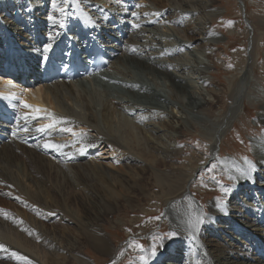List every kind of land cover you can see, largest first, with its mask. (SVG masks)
I'll return each instance as SVG.
<instances>
[{"label":"bare ground","instance_id":"bare-ground-1","mask_svg":"<svg viewBox=\"0 0 264 264\" xmlns=\"http://www.w3.org/2000/svg\"><path fill=\"white\" fill-rule=\"evenodd\" d=\"M218 13L212 0H0V56L33 74L11 80L15 71L0 68V132L9 138L0 137V179L33 211L0 206V264H95L83 252L90 246L114 261L105 215L123 208L147 216L155 202L163 210L157 221L177 234L131 264H264V158L253 160L263 174L253 173L256 185L238 180L239 193L215 196L205 209L192 189L198 163L188 170L176 162L187 126L210 136L211 152L219 153L246 101L262 110L256 122L264 125V100L252 82L262 69L252 58L253 39L226 91L208 79L212 46L225 37L211 28ZM161 34L171 41H158ZM81 36L103 51L108 69L129 77L44 82L37 71L46 56L68 51L63 40ZM87 46L71 52L82 66L90 63ZM134 58L142 72L126 65ZM3 104L15 120L3 119ZM212 107L213 120L203 115ZM257 139L264 144V131Z\"/></svg>","mask_w":264,"mask_h":264},{"label":"rangeland","instance_id":"rangeland-1","mask_svg":"<svg viewBox=\"0 0 264 264\" xmlns=\"http://www.w3.org/2000/svg\"><path fill=\"white\" fill-rule=\"evenodd\" d=\"M212 8L219 10L220 13H218L219 15L214 14L210 17L212 23L211 28L215 29L218 37H221V35L225 37L221 39V41L215 42V45L212 46L214 47V52L213 58L211 59L212 67L208 70L209 81L213 84L215 83L221 90L226 91L230 83L229 81H234L238 74L236 67L237 63L241 61L242 56L240 55H244V49L248 47L247 45L250 44L253 39L252 45L255 46V50L252 52V58L254 57L255 64L261 65L262 69L257 70V73L252 75V82L254 84L253 87L256 86L255 89L259 91L261 99L264 100V30L259 28V25H261L260 23H264V0H212ZM158 36V41L160 40V42L164 41L163 39L169 38L164 37L162 34ZM167 40H165V42ZM170 41L169 39L167 43ZM128 49H131V46H129ZM258 49L260 52H257ZM143 55H145V53L136 57H144ZM118 56H127V52H119ZM192 58L191 56H187L189 60ZM134 60H129L126 65H130L133 70L135 69L134 71L140 72L142 68L137 65L138 60L136 58H134ZM261 63H263V65ZM159 71L162 70L159 69ZM106 73L111 76V74H116V71L113 69H106L105 74ZM116 75H119V77L122 75L129 77L127 74L118 72ZM140 76L145 79L144 75ZM166 80L165 78L164 81ZM102 83L108 85L112 84L111 81H107L106 79H103ZM148 85L153 89L155 88L151 83ZM220 94L221 97L225 96L224 92H220ZM104 96L103 99L106 98V96ZM113 98L116 99L114 94L109 93L108 99L113 100ZM221 100L224 101V98H221ZM99 107L101 108V106ZM211 110H203L205 113L203 115L213 120L217 112H215L213 107ZM260 112H262V110L253 107L246 101L245 111L240 112L237 117L233 119L234 126L230 125V128L227 129L223 136L218 148L219 153L215 151L211 152V137L205 135L199 127L195 126V128H190L187 126L184 128L179 146L182 151H179L180 153L177 155L176 162L179 165L186 164L184 166H186L188 170H190L191 166L195 163H198V166L192 172V189L198 194L201 202H203L199 204L203 209L207 207V204L211 200L216 198L215 196L223 200L229 198L227 196L231 194L236 195L240 190L237 183L239 182L238 180L244 178V180L246 179L245 183H247L253 179V173H256L258 176L263 175L259 173V170H256L257 168L253 161L257 156L264 158V144H260L261 142L257 139V136L264 131V125L256 122ZM146 119L149 121L150 117L146 116ZM152 120L151 122H155L156 124L157 120ZM91 130L94 132L95 128ZM30 143L25 142V145H29ZM51 156L52 155L48 152L47 157ZM206 156L208 157L202 164ZM201 165L202 169L199 168ZM251 183V185H256L254 179ZM231 184H234V186H231ZM154 187L155 186H152L151 188L152 192L157 191V187ZM8 189L10 188L0 179V206L5 205L6 208L9 203L18 211L33 213L31 208L27 207L28 202L25 200L17 201V199H19V196L16 195L19 194L18 192L14 194ZM154 204L150 207L152 210L151 212H154V214L147 216H145V214L143 217H141V215L144 214V212L141 209L130 212L129 209L124 210L123 208L116 213L105 215L101 223H103L104 228L109 232L110 238L113 239L117 246V257L114 261L111 257L98 253L95 249L91 248V246L84 248L83 252L85 256L89 259H94L93 261L95 264L141 263L147 258L149 249H155L160 241L163 242V240H167V238L173 239L177 233L174 232L168 224H160L157 221L159 216L163 213L161 209L162 205L156 204L159 205L157 207L158 210L154 207ZM142 206L148 207L149 204L147 201H142ZM42 219L44 221L45 218ZM118 220H121L123 223L118 222ZM126 227L129 231H127ZM150 227H153L151 232ZM129 232L132 233V237L129 235ZM239 238L242 237L240 236ZM129 239L136 243L129 242ZM136 257H138V259H136Z\"/></svg>","mask_w":264,"mask_h":264},{"label":"snow or ice","instance_id":"snow-or-ice-1","mask_svg":"<svg viewBox=\"0 0 264 264\" xmlns=\"http://www.w3.org/2000/svg\"><path fill=\"white\" fill-rule=\"evenodd\" d=\"M50 19H51V17H50ZM46 51H47V48L45 49ZM28 107H31L30 105H28ZM44 127H51V125H45ZM41 131H43V127L40 129ZM69 131H70V129H69ZM50 146H52V147H56V148H60V147H62V145H48V144H46L45 145V147H50ZM4 246L3 245H0V248H3ZM15 255V254H14ZM22 259H26V258H23L22 257Z\"/></svg>","mask_w":264,"mask_h":264}]
</instances>
